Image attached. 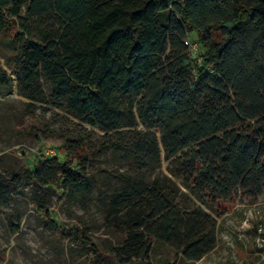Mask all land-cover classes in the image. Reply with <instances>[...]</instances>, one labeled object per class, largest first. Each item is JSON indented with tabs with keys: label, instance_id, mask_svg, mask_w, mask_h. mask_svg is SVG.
<instances>
[{
	"label": "trees",
	"instance_id": "1",
	"mask_svg": "<svg viewBox=\"0 0 264 264\" xmlns=\"http://www.w3.org/2000/svg\"><path fill=\"white\" fill-rule=\"evenodd\" d=\"M0 55L15 78L0 66V87L102 132L125 162L114 183L90 176L79 138L32 171L63 196L96 185L115 264L156 248L199 262L219 219L264 194V0H0Z\"/></svg>",
	"mask_w": 264,
	"mask_h": 264
},
{
	"label": "rangeland",
	"instance_id": "2",
	"mask_svg": "<svg viewBox=\"0 0 264 264\" xmlns=\"http://www.w3.org/2000/svg\"><path fill=\"white\" fill-rule=\"evenodd\" d=\"M0 66L15 79L1 55ZM33 106L18 96L16 81L12 87H0V186L5 187L0 200V264H115L110 252L119 239L108 231V210L96 185L85 196H63L57 177L51 187L39 188L32 171L50 156L63 158L71 141L79 138L81 147L87 144L94 151L88 154L90 176L114 183L116 170H126L125 162L110 159L101 149L102 132L62 111ZM70 152L77 162L76 151ZM167 166L163 159L165 173ZM218 222V245L199 262L159 248L151 262L264 264V194L238 200Z\"/></svg>",
	"mask_w": 264,
	"mask_h": 264
},
{
	"label": "built area",
	"instance_id": "3",
	"mask_svg": "<svg viewBox=\"0 0 264 264\" xmlns=\"http://www.w3.org/2000/svg\"><path fill=\"white\" fill-rule=\"evenodd\" d=\"M186 45L189 47L192 54L197 55L200 52L199 44H197L195 42H190V40H189L186 42ZM199 62H201V61H199Z\"/></svg>",
	"mask_w": 264,
	"mask_h": 264
}]
</instances>
